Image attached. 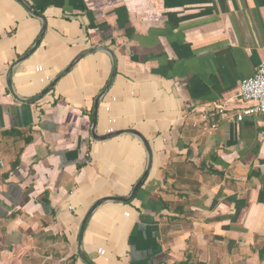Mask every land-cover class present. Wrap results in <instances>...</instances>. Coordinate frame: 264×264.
<instances>
[{"label": "crops", "instance_id": "0c3cea01", "mask_svg": "<svg viewBox=\"0 0 264 264\" xmlns=\"http://www.w3.org/2000/svg\"><path fill=\"white\" fill-rule=\"evenodd\" d=\"M46 21L13 68L21 99L47 88L82 51L116 60L95 135L134 130L151 148L128 202L91 216L93 264H264V121L242 80L264 64V0H25ZM41 21L0 0V264H84L81 222L127 198L146 169L134 136L96 141L92 115L109 54L86 55L40 100L23 104L6 74ZM207 114L214 129L195 125ZM190 116V118H189Z\"/></svg>", "mask_w": 264, "mask_h": 264}, {"label": "water", "instance_id": "95a60500", "mask_svg": "<svg viewBox=\"0 0 264 264\" xmlns=\"http://www.w3.org/2000/svg\"><path fill=\"white\" fill-rule=\"evenodd\" d=\"M17 3H19L31 16L39 19L41 21V32L40 35L37 39V41L35 42V44L32 46V48L27 51L23 56H21L17 61H15L11 67L9 68L7 74H6V85L8 88L9 93L11 94V96L18 102L23 103V104H31L34 103L38 100H40L41 98H43L45 95H47L55 86V84L58 82V80L63 77L64 75H66L68 72H70L73 67L77 64V62L79 60H81L83 57H85L86 55L98 52V51H104L107 54H109V56L111 57L112 60V65H113V72L110 78V81L108 82L106 88L97 96L95 102H94V107H93V115H92V136L94 138V140L96 141H104V140H108L111 138H114L116 136L122 135V134H129L132 135L134 137H136L143 145V147L145 148L146 154H147V162H146V169L144 172L143 177L141 178V180L135 185L134 189L132 190V193L130 194L129 197L127 198H105L104 200H99L98 202H96L95 204H93L91 206V208L88 210V212L86 213L85 217L83 218L81 225H80V229H79V233H78V245H77V254L79 259L84 263V264H93L85 255V253L83 252L82 249V240H83V234L85 231V228L91 218V216L93 215L95 209L107 202V201H116V202H128L130 201L134 195L136 194L138 188L143 184V182L145 181V179L147 178V175L150 171V167H151V148L149 146V143L147 142V140L138 132L134 131V130H129V131H125V132H115V133H111L108 134L106 136H99L96 137L95 135V125H96V120H97V111H98V106L103 98V96L107 93L108 89L110 88L114 76H115V72H116V60L115 57L113 56L112 52H110L109 50H106L105 48H94V49H87L82 51L80 54H78L75 59L69 64V66L62 72V74L60 76H58V78L54 81L51 82V84L45 88V90L43 92H41L40 94L29 98V99H21L18 96H16L14 90H13V86H12V82H11V76H12V72H13V68L15 66H17L18 64H21L22 62H24L39 46L43 35L45 34L46 31V21L44 19L43 16H38L36 15L32 8L29 6V4L25 1V0H14ZM113 199V200H112Z\"/></svg>", "mask_w": 264, "mask_h": 264}, {"label": "built area", "instance_id": "2783aa9c", "mask_svg": "<svg viewBox=\"0 0 264 264\" xmlns=\"http://www.w3.org/2000/svg\"><path fill=\"white\" fill-rule=\"evenodd\" d=\"M239 96L245 101L254 102L255 106L238 114L235 120L240 121L244 116L260 115L264 121V64L253 76L242 80L239 87ZM210 117L211 116L207 114H201L192 117V119L195 121V125L197 124L214 129L216 123L215 120H211Z\"/></svg>", "mask_w": 264, "mask_h": 264}]
</instances>
